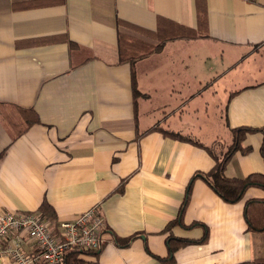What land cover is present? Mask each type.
Wrapping results in <instances>:
<instances>
[{
	"label": "crops",
	"instance_id": "1",
	"mask_svg": "<svg viewBox=\"0 0 264 264\" xmlns=\"http://www.w3.org/2000/svg\"><path fill=\"white\" fill-rule=\"evenodd\" d=\"M161 20L206 34L143 33ZM120 34L159 49L132 67L120 61ZM238 128L264 129V0H0V211L41 214L45 204L58 233L98 205L104 243L84 259L261 264L264 237L248 231L244 207L264 189L228 204L202 180L183 223L204 225L208 241L164 262L169 237L204 238L205 227L171 225L193 175L213 169ZM263 143L262 132L248 134L250 152L233 156L227 177L264 176ZM133 236L127 248L115 242Z\"/></svg>",
	"mask_w": 264,
	"mask_h": 264
},
{
	"label": "trees",
	"instance_id": "2",
	"mask_svg": "<svg viewBox=\"0 0 264 264\" xmlns=\"http://www.w3.org/2000/svg\"><path fill=\"white\" fill-rule=\"evenodd\" d=\"M119 26H122V22L118 21ZM201 24L204 27H207V19L203 14L201 18ZM139 30V29H136ZM150 38L157 39L161 38L162 41L175 39L178 37H189L195 38L198 36H204L206 33L201 31L200 34L197 32H192L189 29L180 28L175 24L168 21H160V27L155 33H147ZM187 35V36H185ZM159 47H153L152 45L145 43L143 41H139L133 38H130L127 35L120 34L119 35V56L120 61L124 63H129L132 67L137 59L152 53L155 50H158ZM133 91L135 98L140 96V93L137 89V81L136 75L133 69ZM233 136V144L228 148L227 152L219 159H217L215 166L208 173H195L190 180V183L187 188L186 197L181 206L179 216L177 220L171 225L172 226H182L188 229L194 228L196 226H202L199 223H195L190 226H185L183 223V217L188 207L190 196L193 188V184L196 180L204 181L224 202L228 204H237L241 202L245 196L246 191L251 187H258L264 189V176L262 175H251L245 179H230L226 175V170L229 162L233 158V156L241 151L243 153L250 152L249 148H245L243 146L245 137L248 134H252L255 132H262L264 134V129H250V128H238L232 129ZM165 135L171 136L172 138H176L181 141H186L188 143L194 144L200 148L206 149L209 153L212 154L209 148L205 147L199 141H194L189 138L182 137L181 135L164 132ZM261 154L264 158V143L261 148ZM42 216L47 218L48 220L54 222L55 219L53 217L52 212L49 209V206L43 205L42 207ZM244 219L248 226V231L253 233H260L264 237V199L263 200H250L246 202L244 207ZM208 229L205 227V236L201 241L193 242L187 240H179L174 237H169L167 239V247L169 251V258L164 260L165 263H172L174 261L175 252L182 246L191 244V243H206L208 241ZM137 236H133L127 239H120L118 237L115 238L116 244L121 248H127L131 245L132 241ZM100 255V250L93 252H81V251H71L67 254L65 259V264H100L98 261L92 262L87 259H84L83 256H95L98 257ZM261 264H264V256L259 260Z\"/></svg>",
	"mask_w": 264,
	"mask_h": 264
},
{
	"label": "built area",
	"instance_id": "3",
	"mask_svg": "<svg viewBox=\"0 0 264 264\" xmlns=\"http://www.w3.org/2000/svg\"><path fill=\"white\" fill-rule=\"evenodd\" d=\"M105 228L98 205L74 221L60 223L58 233L40 213L0 211V264H65L71 251L100 250Z\"/></svg>",
	"mask_w": 264,
	"mask_h": 264
},
{
	"label": "rangeland",
	"instance_id": "4",
	"mask_svg": "<svg viewBox=\"0 0 264 264\" xmlns=\"http://www.w3.org/2000/svg\"><path fill=\"white\" fill-rule=\"evenodd\" d=\"M216 60H214V62H215ZM263 77V76H262Z\"/></svg>",
	"mask_w": 264,
	"mask_h": 264
}]
</instances>
